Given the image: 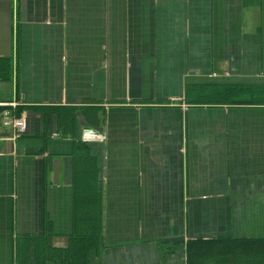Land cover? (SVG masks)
I'll return each instance as SVG.
<instances>
[{"label":"crops","instance_id":"crops-1","mask_svg":"<svg viewBox=\"0 0 264 264\" xmlns=\"http://www.w3.org/2000/svg\"><path fill=\"white\" fill-rule=\"evenodd\" d=\"M13 103L28 128L0 117V264L264 241V0H0Z\"/></svg>","mask_w":264,"mask_h":264},{"label":"trees","instance_id":"trees-1","mask_svg":"<svg viewBox=\"0 0 264 264\" xmlns=\"http://www.w3.org/2000/svg\"><path fill=\"white\" fill-rule=\"evenodd\" d=\"M264 253V241L235 242L217 240H191L187 243L188 264H203L206 257L216 260L212 264H250V255Z\"/></svg>","mask_w":264,"mask_h":264},{"label":"built area","instance_id":"built-area-1","mask_svg":"<svg viewBox=\"0 0 264 264\" xmlns=\"http://www.w3.org/2000/svg\"><path fill=\"white\" fill-rule=\"evenodd\" d=\"M11 105L12 107H5L0 113L2 124L4 127L13 128V134L17 132V134L22 135L28 128L27 118L25 116L15 115L14 107L16 106V103Z\"/></svg>","mask_w":264,"mask_h":264},{"label":"rangeland","instance_id":"rangeland-1","mask_svg":"<svg viewBox=\"0 0 264 264\" xmlns=\"http://www.w3.org/2000/svg\"><path fill=\"white\" fill-rule=\"evenodd\" d=\"M21 135L17 134V132H15V134L12 135V138L13 139H16L18 137H20ZM96 136L97 137H101L99 136L97 133H96ZM247 259H249L251 261V264H255L257 261L260 263H263L264 264V257H261V256H257L256 254L255 255H250L249 258L247 257ZM216 260L212 257H206L204 260H203V264H212V262ZM258 264V263H257Z\"/></svg>","mask_w":264,"mask_h":264}]
</instances>
